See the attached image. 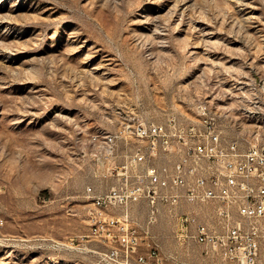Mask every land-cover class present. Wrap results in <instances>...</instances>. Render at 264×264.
Segmentation results:
<instances>
[{
    "label": "rangeland",
    "instance_id": "obj_1",
    "mask_svg": "<svg viewBox=\"0 0 264 264\" xmlns=\"http://www.w3.org/2000/svg\"><path fill=\"white\" fill-rule=\"evenodd\" d=\"M172 121L212 126L240 151L264 142V0H0V264H110L98 252L112 247L125 259L119 242L91 235V196L118 182L105 176V135ZM217 208L179 211L221 232ZM148 216L130 203L128 231L143 236ZM175 222L160 206L129 260L155 239L162 264H201L211 253L176 243Z\"/></svg>",
    "mask_w": 264,
    "mask_h": 264
},
{
    "label": "built area",
    "instance_id": "obj_2",
    "mask_svg": "<svg viewBox=\"0 0 264 264\" xmlns=\"http://www.w3.org/2000/svg\"><path fill=\"white\" fill-rule=\"evenodd\" d=\"M198 108L202 122L209 124L214 118L208 106L201 104ZM111 135V155L104 156L105 176H117L118 182L91 196L95 207L89 211L91 235L119 242L126 257L122 259L121 251L112 247L98 252L103 259L110 264H162L166 257L155 239L149 251L135 262L129 260V252L144 243L158 219L160 206L165 205L176 220V243L200 245L206 255L211 253L201 264H264V228L258 223L264 218V142L240 151L235 142L224 146L212 126L204 133L196 127L186 132L173 121L128 123ZM129 139L145 143L122 154L121 145ZM120 156L124 161H118ZM161 158L166 162L158 164ZM90 190L89 186V197ZM140 201L149 206L143 236L127 229L128 206ZM210 202L218 206L224 229L221 232L212 231L194 213L179 211L185 204ZM110 209H121L123 217L109 215ZM234 210L238 219H233ZM169 257L173 264H189L173 254Z\"/></svg>",
    "mask_w": 264,
    "mask_h": 264
},
{
    "label": "bare ground",
    "instance_id": "obj_3",
    "mask_svg": "<svg viewBox=\"0 0 264 264\" xmlns=\"http://www.w3.org/2000/svg\"><path fill=\"white\" fill-rule=\"evenodd\" d=\"M105 137H106V145H107V150H108L107 151L108 154H106V155L110 156L111 155V144H112V135H111V132L108 133L107 135H105Z\"/></svg>",
    "mask_w": 264,
    "mask_h": 264
},
{
    "label": "crops",
    "instance_id": "obj_4",
    "mask_svg": "<svg viewBox=\"0 0 264 264\" xmlns=\"http://www.w3.org/2000/svg\"><path fill=\"white\" fill-rule=\"evenodd\" d=\"M202 260L207 262V259L206 258H203Z\"/></svg>",
    "mask_w": 264,
    "mask_h": 264
}]
</instances>
